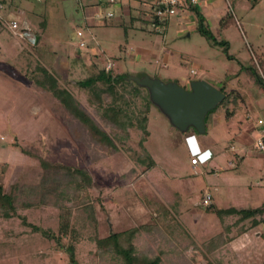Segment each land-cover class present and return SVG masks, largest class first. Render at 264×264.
I'll use <instances>...</instances> for the list:
<instances>
[{"label":"rangeland","instance_id":"obj_1","mask_svg":"<svg viewBox=\"0 0 264 264\" xmlns=\"http://www.w3.org/2000/svg\"><path fill=\"white\" fill-rule=\"evenodd\" d=\"M0 1L1 22H19L14 31L0 24V185L12 195L15 209L9 218L0 215V264H71L68 254L44 235H57L60 223L56 201L64 171L57 164L83 168L93 180L95 221L80 208L70 214L82 238L74 248L78 264H102L89 236L144 224L150 230L140 231L134 244L149 248L160 264H236V215L220 219L216 212L236 209L242 196V208L249 209L257 181L264 187V159L254 148L257 131L248 136V147L236 146L243 125L264 119V111L248 114L245 105L248 97L264 98L255 75L264 80V0H211L213 7L196 0L193 5L206 15L205 24L217 40L228 45L230 58L198 33L187 6L155 23L152 0ZM23 28L39 38L37 46L19 35ZM109 63L110 74L126 80L148 76L185 89L203 80L223 91L225 100L206 116L203 135L192 128L180 133L150 105L144 149L155 165L148 169V162L138 165L144 158L141 132L133 130L127 141H116L80 87V81ZM47 74L73 94L117 152L68 131L63 107L36 85ZM102 98L104 105L109 103ZM134 106L142 109L140 98ZM199 144H207V166L202 163L194 172L190 159ZM15 145L36 157L25 156ZM206 196L210 201L204 206ZM221 235L224 243L209 253Z\"/></svg>","mask_w":264,"mask_h":264},{"label":"trees","instance_id":"obj_2","mask_svg":"<svg viewBox=\"0 0 264 264\" xmlns=\"http://www.w3.org/2000/svg\"><path fill=\"white\" fill-rule=\"evenodd\" d=\"M255 2L256 1L253 3ZM185 5L196 18L198 33L210 42L212 46L223 47L224 52L227 54L228 58H230V55L227 53L228 45L217 40L210 31L208 25L205 24L206 21L203 15L197 12L188 0H185ZM153 20L155 23L159 22L156 18ZM110 70L111 68L108 70L105 68V70L98 71L84 81H80V87L88 92L91 103L95 105V114L98 116L103 126L109 129L116 141H127L133 130L141 132L139 145L142 149L141 151L144 158L138 160V165L145 166V163L148 162V169L152 168L155 163L144 149V143L148 136L147 114L151 105L147 91L138 87L135 83L127 81L126 76L110 74ZM255 75L257 83L260 85L259 90L264 92V80L257 76L256 73ZM45 80L37 79L36 85L50 92L63 107L70 119L68 131L74 137H78L79 134H84L90 142L100 146L102 149H110L113 152H117V147L114 145L113 141L109 139L104 130L88 115L73 94L65 89L59 88L56 79L52 76L47 74ZM44 84H48V86L45 87ZM221 92L223 93V91ZM103 96L110 99L109 103L106 105H104ZM139 98L142 103V109L137 110L134 105ZM15 146L25 156L36 157L26 148L19 147L18 145ZM41 163L44 165L43 161ZM53 166L64 171V178L59 181L57 188L56 207L61 211L59 215L60 223L57 235L51 234L49 231L44 232V235L54 239V247L68 254L71 264L74 262L77 263L74 248L76 243L82 238L75 226L70 223V214L72 210L80 208L87 214V218L91 220V222L95 221L94 198H92L90 192L93 180L89 173L83 168H74L58 164ZM14 210L12 195L4 192L0 185V215L4 218H9ZM257 212L258 210H236L230 208L217 211L216 215L220 219L225 215H238L241 218H246L248 215ZM146 226L147 224L119 231L108 230L107 235L104 237L92 235L89 236L87 240L94 243L96 256L102 264H160L159 257H150L149 248L139 249L134 244V239L140 231L150 230L149 227ZM225 229V231L228 232L229 226H226ZM217 240V245H213L211 249L207 248L209 253L212 249L219 244H223L225 241L223 240V235L218 237ZM178 264H186V262L183 263L182 261H178ZM206 264L216 263L207 260ZM217 264H220V262Z\"/></svg>","mask_w":264,"mask_h":264},{"label":"water","instance_id":"obj_3","mask_svg":"<svg viewBox=\"0 0 264 264\" xmlns=\"http://www.w3.org/2000/svg\"><path fill=\"white\" fill-rule=\"evenodd\" d=\"M127 81L145 89L150 104L180 133L192 128L200 135L205 134L206 116L225 98L221 91L203 80L191 81L188 89L175 82H164L148 76H129Z\"/></svg>","mask_w":264,"mask_h":264},{"label":"crops","instance_id":"obj_4","mask_svg":"<svg viewBox=\"0 0 264 264\" xmlns=\"http://www.w3.org/2000/svg\"><path fill=\"white\" fill-rule=\"evenodd\" d=\"M205 1L209 2L208 5L210 7H213V5L211 4L213 3V1L211 0H205ZM184 6L186 7V5ZM202 15L206 21V18H207L206 15L205 14H202ZM12 20L17 21L16 19H12ZM24 29L25 28H23L22 30ZM32 35H34L35 37L34 45L37 46L39 43V38L34 33ZM39 88L42 91H46V90H43L42 87H39ZM259 92L264 93L263 91L258 90V93ZM258 93L256 92V94ZM248 99H249L248 101L249 103H247V101L245 100V105L246 104L248 105L247 106L248 114L249 113L255 114L257 112L264 111V98L263 97L261 99H256V97L255 99H251L250 97H248ZM243 126L245 129L244 134L241 136L239 135V137L236 136V146L237 147L242 146L246 148L248 147V144H251L249 142L250 137H248L252 133L251 131L256 130L257 133H259L260 127L257 124H253V123H250V124L248 123ZM206 147H207V144L205 147L199 144L195 147L193 151L194 156L191 157V159L196 157V154H199V157H197L198 164L194 166L190 163L191 165L190 167L194 172L200 169L202 163H203V167L207 166L205 162V157H206L205 148ZM259 154L261 155L260 157L264 159V153H259ZM256 184L259 186V188H255L257 189L256 190L257 194L255 196L252 207H250L249 209L242 208L243 205L241 204L245 202L244 196H242V198L240 199H236V202H238V205H236L237 206L236 210H252V211L258 210L257 213L250 214L246 218H241L240 216L236 215V221H234L233 223L234 226L236 225V264H264V187H261L260 185L261 183L259 181H257ZM209 201H210V198H209ZM209 201L207 205H209ZM207 205H204V206H207ZM200 215L202 217L204 215L208 216V214H202V213H200ZM209 216L215 217V214L211 213L209 214Z\"/></svg>","mask_w":264,"mask_h":264},{"label":"built area","instance_id":"obj_5","mask_svg":"<svg viewBox=\"0 0 264 264\" xmlns=\"http://www.w3.org/2000/svg\"><path fill=\"white\" fill-rule=\"evenodd\" d=\"M115 0H108L110 3H114ZM153 1V7H154V12H153V19L156 18L159 22H163L165 19L168 17L175 15L177 13V9L179 7H183L185 5V0H152ZM190 4L194 5L196 4V0H190ZM3 9V4L0 1V11ZM107 18H112L113 14L111 12L107 13ZM0 24H3L5 27H7L10 31L18 30L19 29V24L15 20H11L9 22V26L5 25L4 23L1 22ZM22 35L24 38L28 40L29 43L34 44L35 43V37L32 35L27 29L20 30L19 35ZM78 36H81L80 33H78ZM84 44L81 43V46ZM111 64L109 63L108 66L106 67V70L110 69ZM192 73H195L192 71ZM260 127V131L258 133L257 138L255 139L254 142V148L257 152L259 153H264V120L259 119L257 120L256 123ZM191 164L192 165H197L198 164V158L194 157L191 159ZM209 201V197L206 196L203 200V205H207Z\"/></svg>","mask_w":264,"mask_h":264}]
</instances>
